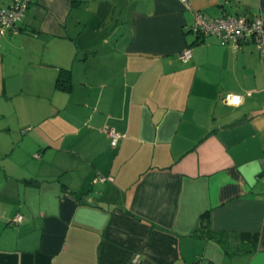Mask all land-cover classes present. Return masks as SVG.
Here are the masks:
<instances>
[{
    "label": "crops",
    "instance_id": "1",
    "mask_svg": "<svg viewBox=\"0 0 264 264\" xmlns=\"http://www.w3.org/2000/svg\"><path fill=\"white\" fill-rule=\"evenodd\" d=\"M110 9L122 36L87 34ZM195 11L264 0H31L0 28V264H264V56L188 31Z\"/></svg>",
    "mask_w": 264,
    "mask_h": 264
},
{
    "label": "built area",
    "instance_id": "2",
    "mask_svg": "<svg viewBox=\"0 0 264 264\" xmlns=\"http://www.w3.org/2000/svg\"><path fill=\"white\" fill-rule=\"evenodd\" d=\"M187 3L188 0H181ZM31 0H11L7 8L0 9V28L16 30V23L22 18L28 8ZM194 32L213 33L216 34L221 44H239L242 41L249 40L256 47L261 56H264V19L261 15L256 14L252 17L243 14L226 15L216 18L207 17L204 13L195 11L193 15V22L189 26ZM191 55L190 49L183 51L182 57L187 60ZM244 95L237 93H226L224 95V102L228 105H239L243 101ZM110 143L115 146L120 138V134L115 130L108 131ZM22 215L18 214L14 217V222H19ZM138 262V256L135 255L132 259ZM213 264V263H210Z\"/></svg>",
    "mask_w": 264,
    "mask_h": 264
},
{
    "label": "rangeland",
    "instance_id": "3",
    "mask_svg": "<svg viewBox=\"0 0 264 264\" xmlns=\"http://www.w3.org/2000/svg\"><path fill=\"white\" fill-rule=\"evenodd\" d=\"M86 3H83L82 6L79 9L74 10L73 15L76 21L78 23H75L77 25V31L83 30L84 29V24L87 23V20H89V11H90V6L85 7ZM105 15L107 16L105 25L93 27L91 25L90 29H87V34H89L91 37H96L98 38L99 36L103 35V31L105 35H107L108 40L109 39H115L116 37L119 38L122 36L124 32L123 28V21L121 19V15L119 16L118 10H107L104 11ZM102 16L103 17V12L98 13V17ZM101 20L100 17L97 19V21ZM94 20H92L93 23ZM102 22V21H100ZM91 23V24H92ZM122 23V24H121ZM99 25V24H98ZM104 26V28H102ZM86 33V32H85Z\"/></svg>",
    "mask_w": 264,
    "mask_h": 264
},
{
    "label": "trees",
    "instance_id": "4",
    "mask_svg": "<svg viewBox=\"0 0 264 264\" xmlns=\"http://www.w3.org/2000/svg\"><path fill=\"white\" fill-rule=\"evenodd\" d=\"M188 31L190 32H194L191 29H188ZM197 35L199 34H203L200 32H195ZM68 76L67 74H65V72H63L60 76H58L56 84L59 87H65V82L67 81ZM209 222H210V218H209V213L208 212H204L200 215L199 221H198V225L194 228L193 233L197 232V234L200 236L202 235V233H204L205 235H207L208 238H211L215 241H217L218 243H220L223 247H225L223 245L222 241V237L218 235L217 232L213 231L210 229L209 227ZM244 235V237H246V241L245 243L247 244L246 246L249 248H252L257 240V233H245L242 234Z\"/></svg>",
    "mask_w": 264,
    "mask_h": 264
}]
</instances>
